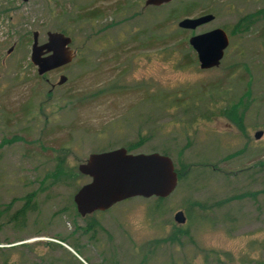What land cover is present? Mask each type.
Segmentation results:
<instances>
[{
	"label": "rangeland",
	"instance_id": "1",
	"mask_svg": "<svg viewBox=\"0 0 264 264\" xmlns=\"http://www.w3.org/2000/svg\"><path fill=\"white\" fill-rule=\"evenodd\" d=\"M214 27L228 44L202 69L187 37ZM34 31L72 60L37 75ZM128 144L165 150L175 188L81 217L78 163ZM0 264H264V0H0Z\"/></svg>",
	"mask_w": 264,
	"mask_h": 264
},
{
	"label": "water",
	"instance_id": "2",
	"mask_svg": "<svg viewBox=\"0 0 264 264\" xmlns=\"http://www.w3.org/2000/svg\"><path fill=\"white\" fill-rule=\"evenodd\" d=\"M26 1V0H22ZM170 0H144V5H160ZM213 19L211 13L184 16L177 20V27L192 30ZM43 42L38 43L37 33L31 34L29 61L37 75L69 63L74 52L69 48L70 37L61 31H47ZM187 43L194 51L199 68L215 67L222 58L228 44L224 29L214 27L187 37ZM65 80L59 75L57 84ZM261 130L253 133L255 139ZM77 171L88 177L73 193L72 201L81 216L96 210H105L112 204L130 197L164 198L176 186L177 176L172 159L163 153L128 152L124 147H115L99 152H90ZM173 220L181 224L185 221L181 210H176Z\"/></svg>",
	"mask_w": 264,
	"mask_h": 264
},
{
	"label": "trees",
	"instance_id": "3",
	"mask_svg": "<svg viewBox=\"0 0 264 264\" xmlns=\"http://www.w3.org/2000/svg\"><path fill=\"white\" fill-rule=\"evenodd\" d=\"M185 13L187 14V13H189V11L188 10H186L185 11ZM248 19V17L247 16H243V17H241L236 23H235V27H241L242 25L240 24L243 20H246V21H249V20H247ZM135 147L133 146V145H131V144H128V147H126L125 149L128 151V152H131V149H134ZM160 153H163V154H166V155H168L167 154V152L165 151V150H161V151H159ZM169 156V155H168ZM170 157V156H169ZM171 158V157H170ZM172 162H173V165H174V169H175V171H176V176H177V181L180 179V174H179V170L176 168V166H175V163H174V161L172 160ZM56 170L58 171L57 173H59V174H64L65 172L64 171H62V168H56ZM157 199H159V198H157ZM32 209V205H30L29 206V204H28V200H25L17 209H15L12 213H11V215H9V217L11 218V219H13V220H17V219H19V220H22L23 219V217H24V215L26 214V212L27 211H29V210H31ZM86 216V215H85ZM93 225V221L90 223H87V227H86V230H90Z\"/></svg>",
	"mask_w": 264,
	"mask_h": 264
},
{
	"label": "flooded vegetation",
	"instance_id": "4",
	"mask_svg": "<svg viewBox=\"0 0 264 264\" xmlns=\"http://www.w3.org/2000/svg\"><path fill=\"white\" fill-rule=\"evenodd\" d=\"M59 68V67H58ZM58 68H55V69H58ZM54 70V69H53ZM51 71V70H50ZM48 72V71H47Z\"/></svg>",
	"mask_w": 264,
	"mask_h": 264
},
{
	"label": "bare ground",
	"instance_id": "5",
	"mask_svg": "<svg viewBox=\"0 0 264 264\" xmlns=\"http://www.w3.org/2000/svg\"><path fill=\"white\" fill-rule=\"evenodd\" d=\"M36 240V239H35Z\"/></svg>",
	"mask_w": 264,
	"mask_h": 264
}]
</instances>
